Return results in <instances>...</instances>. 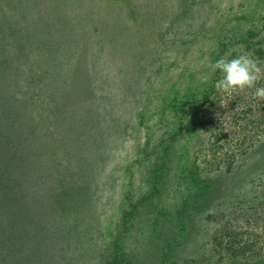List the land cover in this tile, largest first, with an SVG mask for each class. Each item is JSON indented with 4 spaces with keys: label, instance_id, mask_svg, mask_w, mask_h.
Listing matches in <instances>:
<instances>
[{
    "label": "rangeland",
    "instance_id": "1",
    "mask_svg": "<svg viewBox=\"0 0 264 264\" xmlns=\"http://www.w3.org/2000/svg\"><path fill=\"white\" fill-rule=\"evenodd\" d=\"M243 53L264 0H0V264H264V100L209 68Z\"/></svg>",
    "mask_w": 264,
    "mask_h": 264
},
{
    "label": "clouds",
    "instance_id": "2",
    "mask_svg": "<svg viewBox=\"0 0 264 264\" xmlns=\"http://www.w3.org/2000/svg\"><path fill=\"white\" fill-rule=\"evenodd\" d=\"M209 68L213 73L219 71L221 74L215 83L217 92L230 96L237 91L255 88L254 96L264 100V87H255L264 77V67L250 53H243L231 59L222 56L214 64H209Z\"/></svg>",
    "mask_w": 264,
    "mask_h": 264
},
{
    "label": "trees",
    "instance_id": "3",
    "mask_svg": "<svg viewBox=\"0 0 264 264\" xmlns=\"http://www.w3.org/2000/svg\"><path fill=\"white\" fill-rule=\"evenodd\" d=\"M16 141V140H15ZM14 142V141H13ZM12 145L13 144H16V143H11ZM17 145V144H16ZM13 147V146H12ZM16 147V146H15ZM14 149V148H13ZM25 170V169H24ZM23 167H20V166H17L16 164H13V163H5L3 159L0 160V177L2 178L3 175H6L7 177V180L8 181H11V183H19V177L21 178L22 174H23ZM7 173V174H5ZM13 180V181H12ZM196 184L201 188V192H199L198 194L200 193H203L205 192L206 190H208V188H211L212 185L210 184H198L196 182ZM118 260V259H116ZM115 260V262H116ZM118 264H121V263H118Z\"/></svg>",
    "mask_w": 264,
    "mask_h": 264
}]
</instances>
